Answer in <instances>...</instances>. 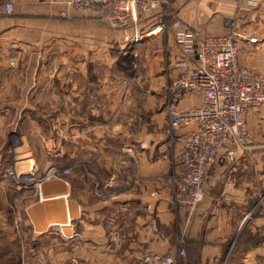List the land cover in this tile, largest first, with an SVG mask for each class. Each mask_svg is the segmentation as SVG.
Listing matches in <instances>:
<instances>
[{
    "label": "crops",
    "instance_id": "crops-1",
    "mask_svg": "<svg viewBox=\"0 0 264 264\" xmlns=\"http://www.w3.org/2000/svg\"><path fill=\"white\" fill-rule=\"evenodd\" d=\"M171 3L175 18L196 34V40L245 31L256 37L255 43L238 40L237 59L240 65L264 77V0H172ZM4 4L5 0H0V145L7 128L12 127V134L19 131L27 113L26 119L31 121L63 119L58 112L30 113L35 90L41 95L53 94L50 95L53 100L49 99L46 105H57L62 99L58 98L57 89L69 87L71 105L78 109L75 106L84 104L79 92L83 88L78 85L80 78L90 76L96 58L111 55V45L122 48L121 32L66 10L58 0H14L10 13L4 10ZM63 10L67 17L60 16ZM169 32L173 62L182 59L192 66L195 58L184 55ZM159 39L149 37L144 43ZM32 54L44 61L31 64ZM56 60L76 61L70 82L69 78L63 82L64 76L60 78L53 73L52 62ZM171 73L176 70L171 69ZM85 104H93L89 96ZM201 105V99L194 95L176 101L179 109ZM94 110L88 107L86 112H71L73 135L78 137L87 132L94 136L87 125L83 128L84 122L107 119L105 113ZM246 121L253 135L264 136V106L250 108ZM35 129L42 137L47 135L45 129L42 132ZM192 129H176L174 136L183 137ZM16 133L19 138L16 147L21 148L23 136ZM75 145L72 155L82 149L79 142ZM122 148L134 154L142 173L152 175L159 167L162 171L166 169V160L152 159V155L147 159L140 150L144 145ZM47 153L49 163L30 153L18 166L14 165L16 175L24 182L46 175L40 183L9 182L0 174V204L4 201L9 206L0 209V264H71L76 258L95 264H136L146 251L175 255L177 250L168 239L174 227L183 229L189 264H264V146L252 145L235 162L228 161L223 151L218 152L206 180L208 189L189 218L182 208L173 206L165 185L160 195L117 194L100 204L91 187L80 183L82 174H51L58 169L63 154L58 149L54 154L44 151V155ZM123 165L124 162H118L119 169ZM222 176H229L231 187L219 184ZM116 181V177H108L104 184L110 187ZM3 185L9 193L1 191ZM225 195L228 199L223 198ZM128 217L133 218L130 231L133 239L117 240L115 235L109 238L108 233L125 229ZM102 219L107 221L105 228ZM160 222L166 233L160 234Z\"/></svg>",
    "mask_w": 264,
    "mask_h": 264
},
{
    "label": "rangeland",
    "instance_id": "rangeland-1",
    "mask_svg": "<svg viewBox=\"0 0 264 264\" xmlns=\"http://www.w3.org/2000/svg\"><path fill=\"white\" fill-rule=\"evenodd\" d=\"M167 1L169 9L163 16L168 22H171L175 18V13L171 7L172 0ZM160 10L164 11L165 8ZM149 21L148 19L147 22ZM169 33L167 30L159 35L160 39L157 42L151 40L134 47H127L121 43V50L120 45H111V55L105 58H101V56L96 58L88 78L78 77L80 78L78 85L83 87L79 89V92L82 93L84 100V104L75 106L78 109H74L71 105L69 87L64 90L57 89L58 98H62L61 103L57 105H46L49 99L53 100V96L50 97L53 94L41 95L38 90H35L30 113L58 112L62 114L63 119L58 122L49 119L47 121H31L26 119L29 117L27 113L25 121L19 125V131H16L23 136L24 145L21 148L16 147L19 140L18 136L16 137L17 133L12 134V127H8L9 129L7 128V133L3 137L4 143L0 145L1 154H3L0 157L1 176L9 179V182L15 180L7 174V171L13 170L15 173L14 165L18 166L24 161L23 158L26 154L33 153L43 163H49L50 155L49 153L44 155V151L54 154V151L58 149L62 152L63 159L60 164H57L58 169L53 174L59 173L63 176L82 174L80 183H87L91 187L96 201L98 200L100 204L110 196L117 194L141 192L145 195L155 190L157 195H160L161 187L165 185L171 194V203L175 208H179L174 205V191L167 184V179L175 175V150L177 148V144L173 140L174 130H171L169 126L170 115L166 109L173 98L169 86L174 76L171 73L173 60L169 53ZM43 61L36 55H31V64H40ZM47 62L49 63V60ZM52 65L53 73L60 78L64 76L63 82H67L68 78L70 79L68 82L71 81L70 73L75 71V60H56L52 62ZM88 96L92 100L93 104L91 105L85 104ZM88 107L99 113H105L107 119H93L84 122L83 128H86L84 125H87L91 129L90 131L93 130L95 134L92 136L91 133L85 132L77 137L71 132L73 122L70 119V114L76 111L86 112ZM93 117L96 118L97 115H93ZM35 128H40L41 132L42 128L45 129L47 135L42 137L39 131L35 132ZM16 129L17 127L14 130ZM254 140L253 145L264 146V136L254 135ZM78 142L82 144V149L78 154L72 155V151H76L75 144ZM164 143L165 145L162 147ZM130 144L144 145L145 148L140 150L144 151L143 154L148 160L151 155L152 159L166 160V169L162 171L159 167V171H154L155 173L152 175L140 172L133 159L134 154L125 152L122 148ZM93 145L94 147H91ZM118 162H124L125 165L119 169ZM64 171L66 173H63ZM213 172L212 174L215 173ZM45 177L46 175H42L34 180L39 181ZM108 177H116L117 180L110 187L104 184ZM227 178L229 176L223 177L219 184L225 185L228 181ZM7 188L6 185H3L1 191L6 190L9 193ZM139 188H143V190ZM207 189L208 185L205 182L204 195ZM5 208H9V206L7 202L3 201L0 204V209L4 210ZM132 219L128 217L127 226L122 231L115 233V230L110 234L107 231L109 238L115 235L117 240L131 241L133 239V235H130L133 226ZM102 223H104V228L107 227L106 219H102ZM160 224L162 223L160 222ZM158 229L160 234L166 233L164 224L159 225ZM162 237L164 236L162 235ZM168 239L175 250L184 249L185 257L182 263L189 264L187 251L184 247L183 229L174 227Z\"/></svg>",
    "mask_w": 264,
    "mask_h": 264
},
{
    "label": "built area",
    "instance_id": "built-area-1",
    "mask_svg": "<svg viewBox=\"0 0 264 264\" xmlns=\"http://www.w3.org/2000/svg\"><path fill=\"white\" fill-rule=\"evenodd\" d=\"M13 1L6 0L4 10L7 13L12 12ZM58 1L66 10L121 32L124 46L134 47L169 30L183 54L195 58L190 67L182 59L171 64L176 73L169 86L173 98L166 108L171 130L193 128L183 137L173 136L180 144L175 150V175L167 179L168 186L174 191V205L182 208L189 218L203 200L204 185L217 153L223 151L228 161L235 162L255 141L246 116L250 108L264 106V77L239 64L237 48L239 39L255 43L257 38L245 31L196 40V34L180 20L174 18L168 22L163 16L169 9L167 0ZM161 8L165 10L161 11ZM60 16L67 17L66 11H61ZM185 95L197 96L202 105L177 108V99ZM7 174L20 184L40 183L34 179L21 181L13 170H8ZM226 186L231 187L229 180ZM151 195L156 196L157 192L153 190ZM223 198L228 199V196ZM184 257L183 248L175 255L146 251L138 257L136 264H183ZM71 264L95 263L76 258Z\"/></svg>",
    "mask_w": 264,
    "mask_h": 264
}]
</instances>
